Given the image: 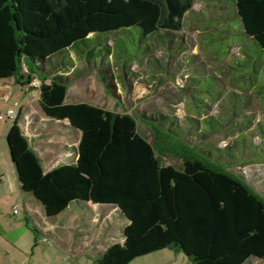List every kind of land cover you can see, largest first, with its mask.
<instances>
[{
  "label": "trees",
  "instance_id": "1",
  "mask_svg": "<svg viewBox=\"0 0 264 264\" xmlns=\"http://www.w3.org/2000/svg\"><path fill=\"white\" fill-rule=\"evenodd\" d=\"M231 1L222 11L240 20L244 32L262 49L264 61V0ZM194 4L195 0H0V80L15 79L24 89L39 77L37 91L43 111L58 120L68 119L82 131L77 162L45 171L20 126L18 111L7 140L21 188L33 193L49 216L77 201L117 207L129 220L123 231L125 240L111 244L98 264H129L167 248L183 252L194 264H245L252 257L264 261V197L222 166L223 149L234 145L221 147L210 141L211 137L221 138L220 127L225 133L228 129L238 134L242 118L249 117L248 111L255 106L252 96L249 103H243L248 111L228 117L229 127L221 119L219 126L205 132L202 121L227 113L223 84H219L217 96L203 101L204 111L198 117L163 111L138 114L125 107L116 111L100 104L66 102L73 79L66 66L53 60L82 43L77 50L86 53L90 67L102 74L106 86L112 78L110 91L115 99L124 101L121 89L133 91L136 73L132 64L141 62L143 56L154 64L153 79L160 80L164 74L162 59L152 55L153 45L188 49L183 29ZM133 26L141 29V38L153 41L128 55L117 48V41L121 29ZM109 32L116 34L105 40L96 36ZM165 35L174 39L166 42ZM241 52L246 54L243 48ZM110 56H115L116 64L122 62L118 71L110 65ZM27 60L40 62L43 74L38 75ZM97 60H101L100 66ZM217 80L222 82L219 76ZM244 89L240 91L248 90ZM229 93L243 94L235 88ZM217 102L220 111L212 115ZM143 126L151 130V136ZM173 135L191 147L178 152L180 166L163 159L168 150L176 149ZM214 149L217 162L199 153H213Z\"/></svg>",
  "mask_w": 264,
  "mask_h": 264
},
{
  "label": "rangeland",
  "instance_id": "2",
  "mask_svg": "<svg viewBox=\"0 0 264 264\" xmlns=\"http://www.w3.org/2000/svg\"><path fill=\"white\" fill-rule=\"evenodd\" d=\"M222 2L218 0H195L192 10L185 18L183 29L188 49L178 46L176 49H169L166 44L153 45L152 55L157 59H162L164 74L161 75L160 80L153 79L152 67L154 64L148 62L145 59L146 56H143L141 62L132 64V69L136 73L132 76L133 91L121 89V99L124 101L115 99L114 94L110 91L114 88L112 78L108 81L111 85L106 86L102 74L97 69L90 67L91 63L86 53H80L77 50L82 43L65 49L55 55L53 60H56L61 66H66V72L73 79L69 82L66 102L100 104L116 111H122L125 107V110L132 113L137 112L138 114L163 111L176 113L180 117L194 114L198 117V113L204 111L203 101L208 97L217 96L219 84H223L224 94H226V101L223 105L226 107L227 113L225 112L222 116L219 115L218 118L202 121V130L205 132L211 131L214 126H219L218 122L221 119L224 120L226 128L229 127L231 119H228V117L238 111H248L243 103H249L252 96L255 106L251 111H248L249 117L242 118L243 124H241V128H238V134L229 133L228 129L225 133L224 129L221 130L222 127H220V131L223 132L221 138L218 136L211 137L210 141L217 142L221 147L228 144L234 145L223 149L222 166L229 167L236 175H240L264 197V61L262 49L254 39L244 32L243 26L237 17L234 18L232 14L222 11L224 6H228L225 3L231 4L232 1L224 0ZM229 11L233 10L230 8ZM119 32L122 37L117 41V48L126 51L128 55H135L141 46H146L153 41L148 38H141V29L137 26L121 29ZM115 34L114 32L97 33L96 36L105 40L106 37H112ZM171 39H174L171 35L164 36L166 42ZM176 43L177 45L182 44L180 42ZM241 48L246 54H242ZM181 51L182 53H180ZM116 61L115 56H110V65H113L114 70L118 71L122 62L119 61V64H116ZM29 62L38 75L43 74L44 71L40 62L36 63L31 60ZM48 62L47 67L50 70V60ZM96 62H98V66L101 65V60ZM223 65L226 66V70L221 72L220 68ZM217 76L222 79L223 83L217 80ZM37 79L38 81L31 85L32 87L35 86L31 102L35 110L39 111L38 114H41L42 110L37 91L41 79L39 77ZM5 81L0 80V84ZM15 86L17 87V94L12 96L9 102L2 100L6 107L2 110L4 113L8 106L15 105V109L18 110V105L24 98L23 87L19 84ZM184 88L186 92L188 91L187 93L183 90ZM234 88L239 89V92L243 94L229 93ZM243 89L248 90L240 91ZM189 102L193 105L192 107H188L187 103ZM191 109L194 113L191 112ZM219 111V102L214 103L210 113L214 115L218 114ZM253 112H255V115ZM254 117L255 121L253 120ZM48 118L52 122L50 123L52 126L59 121L55 118ZM251 119L252 122H250ZM7 122L12 124L14 119H8ZM58 126L60 127L61 124H57L56 128ZM143 129L146 130V134L151 136L150 129L145 126H143ZM227 133L231 135L228 136ZM224 136L226 139L223 140ZM173 137L176 136L173 135ZM176 138L172 140V145L176 149L174 151L168 150L163 159L168 163H175L180 166L182 158L178 152L188 150L190 146L180 137ZM212 151L213 153H199L202 157L217 162L218 152L216 153V149ZM231 157H234L233 160H229ZM95 205V211L99 215L98 225L101 227L99 232L102 235L107 236L106 234H110L116 239H120L127 218L118 208L113 209V205ZM80 206L91 209L84 202L79 201L74 202L71 209L81 208ZM105 212L111 213V220L106 219ZM163 253L176 255L175 261H177V264H194L183 252L170 249H162V251L158 250L139 256L129 264H155ZM91 259L92 262L89 264H98L97 260L93 258L89 260L91 261ZM245 264H264V261L252 257Z\"/></svg>",
  "mask_w": 264,
  "mask_h": 264
},
{
  "label": "crops",
  "instance_id": "3",
  "mask_svg": "<svg viewBox=\"0 0 264 264\" xmlns=\"http://www.w3.org/2000/svg\"><path fill=\"white\" fill-rule=\"evenodd\" d=\"M14 82L15 79H11L0 84V264H89L90 258L98 262L111 244L123 243L125 236L122 233L120 239H116L99 232L101 227L95 203L84 202L91 209L82 208L83 205L71 209V204L62 213L49 216L43 203L21 188L7 140L13 124L7 122L12 119L8 110H16L15 105L8 106L5 113L2 111L6 108L2 100L9 102L17 94L15 85L18 83ZM23 91L24 98L16 111H21L20 126L44 170L76 163L82 131L73 127L68 119L59 120L52 126L50 116L41 105V114L35 110L31 102L32 86L26 85ZM57 124L61 126L56 128ZM113 209L117 207L113 206ZM104 214L108 221L111 220V213ZM128 223L127 219L122 232ZM175 258L176 255L163 253L155 264H177Z\"/></svg>",
  "mask_w": 264,
  "mask_h": 264
},
{
  "label": "built area",
  "instance_id": "4",
  "mask_svg": "<svg viewBox=\"0 0 264 264\" xmlns=\"http://www.w3.org/2000/svg\"><path fill=\"white\" fill-rule=\"evenodd\" d=\"M35 81H38V79H36ZM35 81L33 82V84L35 83ZM39 84H40V81H39ZM8 115H9L10 118L14 119V118L17 117L18 112L16 110H14V109L11 108V109L8 110ZM17 211L18 210L15 209V212H17Z\"/></svg>",
  "mask_w": 264,
  "mask_h": 264
}]
</instances>
